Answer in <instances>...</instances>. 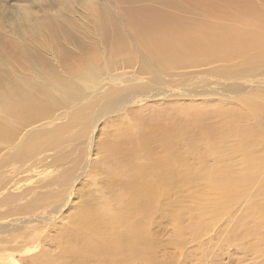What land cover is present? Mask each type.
Returning a JSON list of instances; mask_svg holds the SVG:
<instances>
[{
    "label": "bare ground",
    "instance_id": "bare-ground-1",
    "mask_svg": "<svg viewBox=\"0 0 264 264\" xmlns=\"http://www.w3.org/2000/svg\"><path fill=\"white\" fill-rule=\"evenodd\" d=\"M20 1L25 4L18 6L17 14L11 11L12 17L8 19L9 28L19 42L4 41L6 55L0 52V161L9 157L15 162L11 170L15 174L8 181L2 179L4 191L0 195L11 187L8 184L14 177L31 175L47 160L42 156L43 149L68 147L67 143L75 142L76 137L66 130L75 127L73 124L78 120L86 138L79 155L81 160L75 159L77 163L70 160L74 159L70 150L72 154L53 156L40 173L53 174L56 164L59 172L41 182L44 188L69 186L68 192L65 191L69 198L76 182L83 180L84 186L89 187V198L86 196L79 204L65 230L55 221L69 209L65 193L64 196L41 193L30 204L17 209L28 213L55 205L50 210L54 217L39 213L38 219L45 224L42 228L55 231L54 236L48 233L43 237L37 228L23 235L27 239L24 241L36 239L29 245L36 244L35 248L39 238L52 244L43 243L45 249L28 262L223 264V250L232 246L242 255L238 262L252 257V264H264V101H261L264 71L248 77L235 76L230 83L237 84L235 89L228 85L227 79L228 87L222 88L213 73L204 70L206 67L194 73L187 71L235 59L242 61L237 67L239 74L253 70L257 63L264 65V0H260L262 7L252 0L253 6L213 1L210 7L196 13L169 0H157L158 4L152 3L156 0H131V6L114 0L111 11L99 6L97 0ZM196 2V7H203V1ZM34 5L41 10L48 8L47 12L57 13L65 20L71 18L78 6L81 14L76 12L74 16L78 17L69 22L78 32L91 26L92 30L87 28L84 32L90 40L81 44L79 53L49 41L46 32L35 42L36 39H31L32 32H27L29 27L39 29L38 34L42 31L37 23L39 17L33 16ZM54 18L59 21L57 25L62 28L67 44H72L68 40L73 34L71 29L63 28L64 20ZM74 58L78 62L72 61ZM227 69L224 67L222 71L226 73ZM138 80L145 82L109 90L112 84ZM255 86L260 88L249 94L250 87ZM100 89L106 90L103 97L86 106L84 99H90ZM75 90L79 93H74ZM183 92L188 94L180 95ZM206 93H218L219 96L215 95L218 99L203 97L180 102L185 99L181 96L192 98ZM248 95L259 96L260 103L253 102L256 98L246 101ZM147 100L156 105L146 106ZM138 103L143 104L133 107ZM79 104L85 106L69 113L71 120L67 119L66 125H54L57 128L49 131L36 130L52 123L54 119L50 117L56 110L63 113ZM143 107L149 111L144 113ZM88 113H94L91 129ZM220 117L226 125L223 131L218 129ZM143 120L149 122L148 128ZM102 121L104 126L110 124L111 131L105 133L103 126H98ZM103 134L107 140L101 144L105 154L99 163L93 162L92 157L98 155L96 139ZM201 140H204L202 149H198ZM152 151L156 156H146ZM69 162L72 165L67 166ZM31 180V176L26 179ZM31 190L7 192L0 201L13 205ZM20 217L8 226L21 228L35 219ZM222 223H226L225 234L222 233L223 240L217 245L221 230L216 235L211 232ZM188 236L193 246L186 243ZM184 244L192 247L189 249L194 253L185 263L177 261L171 252ZM211 245L222 246L215 256L208 258ZM14 253L8 251L0 259L9 264H26L15 258Z\"/></svg>",
    "mask_w": 264,
    "mask_h": 264
},
{
    "label": "rangeland",
    "instance_id": "rangeland-1",
    "mask_svg": "<svg viewBox=\"0 0 264 264\" xmlns=\"http://www.w3.org/2000/svg\"><path fill=\"white\" fill-rule=\"evenodd\" d=\"M19 0H3V2L5 3V5H6V7H7V9H4L3 10V5H4V3L2 4V3H0V8L2 7V14L0 13V52H2L3 54H5L6 55V52L5 51H3L5 48L3 47V44H4V41H8V42H12V41H17V43L19 42L18 40H19V38L15 35V34H13L12 33V31H11V28H9L10 26L8 25V19L9 18H11L12 17V15H10L9 13L11 12V11H16V12H14V14H17V12L19 11V9H18V6H20V5H22V4H25V2H23V1H20V2H18ZM169 1H171L174 5H178V6H180L181 8H188V10L189 11H192V12H194V13H196V12H198V11H200V12H202V9H204V8H208V7H210V5L212 4V2L213 1H236V2H241L244 6H245V4H250V5H252L253 6V4L250 2V0H200V1H203L204 3H203V7L202 8H199V7H196L195 6V3H197L196 1L197 0H169ZM252 1H254V3H255V5L256 6H258V7H262V6H260V5H262L260 2V0H252ZM120 2H123V3H128V6H131V4L132 3H130V2H132L131 0H129V2H127L126 0H122V1H120ZM156 2V4H158L159 2L156 0V1H154V2H152V3H155ZM146 3H148V1L146 2ZM97 4L99 5V6H102V7H107L109 10L111 9H113L114 8V5H115V3H114V0L112 1V0H97ZM111 7V8H110ZM121 8L124 10L125 9V5H121ZM195 8H197V9H201V10H195ZM46 10H48V8L47 9H45V10H41L40 9V7L38 6V5H34L33 6V8H32V12H33V16H34V19H37L38 17H39V19H38V21H37V23H38V25H39V27L42 29V31H41V33H39L38 34V32H36V31H39V29H34L33 27L30 29V27H29V29H28V33H30V32H32V38L31 39H36L35 40V42L37 41V40H41L40 38L42 37V35L46 32V38H48V40L49 41H56V42H58V43H60L63 47H65V48H69L70 50H71V52L72 53H79V50L81 49V44L84 42H86V41H88V40H90L89 39V35H86L84 32H86L87 31V28L89 29V30H92V27L91 26H86V28L83 30L84 32H78L77 30H75L74 29V27H72V23H70L69 21L70 20H72L73 18L75 19V17H78V16H74V14H76V12L77 13H80L81 14V10L79 9V7L78 6H76L75 7V12L71 15V18H68V19H63V16H62V18H59V17H61L60 15H58L57 13H54V14H52V13H50V12H47ZM53 12H55L56 11V8H52L51 9ZM110 10V11H111ZM58 17L60 20H64L63 22L66 24V26L64 25L63 26V28H65V29H71V30H69V31H71L73 34L70 36V38H68V40L72 43V44H67V42H66V40H65V35H64V33H63V30H62V28L59 26V25H57V22H59L58 20L56 21V18H54V17ZM117 16V13H115V17ZM78 25H79V22L77 23ZM82 27V26H81ZM43 32V33H42ZM49 32V33H48ZM39 35V36H38ZM37 36V37H36ZM23 38L24 37H26V36H22ZM57 43V44H58ZM45 47V46H44ZM38 48V47H37ZM6 50V49H5ZM92 50L94 51V48H92ZM73 57H74V55H73ZM82 58V53L81 54H79V60ZM76 59L74 58V59H72V61H75ZM76 62H78L77 60L75 61V63ZM78 64V63H77ZM228 64V65H227ZM242 64V61H241V59H235V60H232V61H230V62H224V61H218V62H216V63H214V64H206V65H203V66H200V67H198V68H195V67H192V68H190V69H188L187 71H189V72H192V73H194V72H196V71H198V70H200V69H202L203 67L205 68H203L204 70H206L208 73H213V75H214V79L216 80L215 82H217V83H223L224 81H226V82H224L223 83V86L220 84V86L222 87V88H224V86L225 87H228V85L230 86L231 84V82H233L235 79H233L235 76H246V77H248V76H251V75H253V74H255V73H257V74H259V73H261V71H264V68H261V67H263L264 65H263V63L262 64H260V65H263V66H260L258 63L256 64V66H255V68L253 69V70H248V71H246L247 73H245V74H239L238 72H237V67H239L240 65ZM226 65V66H225ZM0 66H2L1 64H0ZM216 66V67H215ZM223 66V67H222ZM228 68L227 69V72L226 73H224L223 71H222V68ZM195 68V69H194ZM256 69L259 71H257L256 72ZM254 71V72H253ZM252 73V74H251ZM194 75H197V74H194ZM229 76V77H228ZM220 79H222V80H220ZM229 81V84L227 83V80ZM229 79H231V80H229ZM233 79V80H232ZM220 81H222V82H220ZM131 81H126L125 83H121V84H112V86H111V89H109V90H116L117 88H119V87H121V85H123L122 87H124V86H126L127 85V83H128V85H134V86H136L137 84H139V83H142V82H145V80H142V82H141V80H138V81H135V82H131ZM228 85H227V84ZM126 84V85H125ZM233 85H231V87L232 88H236L237 87V84L236 83H232ZM227 85V86H226ZM236 85V86H235ZM108 86V85H107ZM106 86V87H107ZM251 88H253V89H251ZM254 88H256V89H254ZM258 88H260L259 86H255V87H250V90L249 91H252V92H249V94H252L255 90H257ZM264 87L262 86V89H263ZM178 92V91H177ZM74 93H79V92H77L76 90L74 91ZM106 93V90H104V89H100V90H98V91H96L92 96H90V99L87 97V98H85L84 99V104L87 106L88 105V102H90V101H95L97 98H102L103 97V95ZM185 92H183V93H180V95H185L186 96V94H188L187 92L184 94ZM210 94V95H209ZM218 93H216V94H212V93H206V94H204V95H202V96H197V97H192L191 98V96H189V95H187L188 97H183V96H181V98H185V99H181L180 100V102H184V103H188V102H190V101H192V99H197V98H203L204 97V99H213V98H217L218 99V97H216V96H219V95H217ZM213 95V96H212ZM216 95V96H215ZM252 96V97H251ZM263 95H261L260 97H262ZM85 97V96H84ZM190 97V98H189ZM248 97V99L246 98V101H249V100H254V98H256V96L255 95H248L247 96ZM92 98V99H91ZM94 98V99H93ZM189 98V99H188ZM88 99V100H87ZM257 100H259V96H257V98L253 101V102H257ZM261 101H264V96H263V99H261ZM149 103V104H148ZM257 103H260V101H258ZM139 104H143V103H138V104H136V105H134L133 107H136L137 108V106H139ZM145 104H147L146 106H151V105H156V103L155 102H153V103H150V101L149 100H147L146 102H145ZM194 104V103H193ZM230 104V103H229ZM85 105H83V106H85ZM195 105V104H194ZM78 107H76V105H75V107H72L69 111H68V109L65 111V112H63L62 113V111H58V110H56L54 113H53V115L50 117V120H52V119H54L53 121H51L52 123H47V125H44V126H41V127H38L36 130L37 131H49V130H51V129H53V128H57V127H55L56 125L57 126H61V125H66L67 123H69V121L71 120V115L69 114V113H71L73 110L75 111L76 109H79V107L80 108H82L83 106H82V104H79V105H77ZM75 108V109H74ZM144 113H147L149 110L148 109H146L145 107H143L142 109H141ZM73 111V112H74ZM84 111H85V109H84ZM90 111V110H89ZM256 111V110H255ZM72 112V113H73ZM55 113H56V115H55ZM76 113V112H75ZM64 114V115H63ZM88 115H89V129H91L92 127H93V120H94V118H93V115H94V113L92 114V113H88ZM151 115V113H149L147 116H146V119L149 117ZM61 116V118L60 119H55V118H58V117H60ZM73 116V115H72ZM80 119H81V117H79ZM111 117H109V119H110ZM69 121H68V120ZM213 120H215V119H213ZM59 121V122H58ZM79 121V120H78ZM78 121H76L73 125H75V127H71V128H69V129H67L66 131H68L67 132V134L68 133H70L71 132V135H73L74 137H76V140H75V142H69V143H67L68 144V147L66 146H61V147H54L53 149H51V150H48L47 148V150L46 149H43L44 151L42 152V153H44V154H42V156L43 157H47V160H45L44 162H42V163H40L39 164V166L37 167V170L36 171H34L33 173H29V174H31V175H25V176H23V175H18V176H16V177H14V181L12 180L11 182H9V186H11L10 188H7L8 190L5 192V193H1V195H0V197H2V198H4L5 197V194H7V192L8 193H20V192H23L24 190H26L27 188H32V190L29 192V193H27V194H24V196L23 197H21L22 198V201H21V199H20V197H19V199H17L14 203H13V205H8V203H6V202H3V203H1V201H2V199H1V201H0V256L1 255H4V254H6L8 251L9 252H11V253H13V252H15L14 254H13V256L15 257V258H17V259H23L24 261H26L25 263L26 264H31V262H28L29 260L28 259H31L34 255H37V254H39V253H41V251L43 250V249H45V245L43 244V243H45V244H47V246L48 245H52L51 244V242L50 241H48V242H45V241H43V239L42 238H39L40 239V243H37V247L35 248V245H33V246H29V245H31L32 243H34L35 242V240L36 239H33V240H28V241H26L27 239L25 238V236H23V235H25V233L26 232H30V231H33V232H35L36 231V228L37 229H40L41 231H40V234H41V236H43L44 237V234H50V233H52L51 235H53L54 236V230L52 229H50L49 227H48V230H47V228H42L43 226H45V224L44 223H42L41 222V220L40 221H38V219H39V217H40V214L42 215H48V217L50 216V217H54V213L52 212L51 213V211L55 208L54 206V204H53V206L52 205H48V206H46L45 205V207L44 208H42V207H40V208H38L36 211H34V212H28V213H20V211H18L17 209L19 208H21V207H24V206H26V205H28V204H30L31 202H32V200L34 199V198H36V197H38L41 193L43 194V193H47V194H57L58 193V195L59 196H64V194L63 193H65V191H66V193L68 192V189H69V186H65V187H63V186H56V187H54L53 185L52 186H48V187H43L42 186V182L41 181H45V180H47L49 177H53V176H55L58 172H59V167L57 168V164L56 165H54L55 166V168H56V172H54L53 174H41L42 172H43V168L44 169H46L47 168V163L49 162V161H51L52 160V158H53V156H57V154H63V153H73V156H74V159H70V160H72V161H74L75 159H79L80 158V156H81V151H83V147H84V142L86 141V138H84V133H83V129H82V126L81 125H78ZM220 126L218 127V129H220L221 131H223V130H225L226 129V125L223 123V120H222V118L220 117ZM101 122V121H100ZM77 123V124H76ZM149 122H146L145 120H143V124L148 128L149 126H150V124H148ZM50 124V125H49ZM104 124H105V121H102V123H100V124H98V126L101 128L102 126H103V128H104V132L105 133H108V131H111V127H110V124H108V126H104ZM55 125V126H54ZM89 132H90V130H89ZM100 132H98V134H99ZM97 134V135H98ZM150 136H152V134L150 135ZM108 139V138H107ZM209 139H211V138H209ZM97 140L99 141V144L97 145ZM204 140H201L200 141V143H199V147H198V149H202L201 148V144H202V142H203ZM106 142H107V140H106V138H105V136H104V134L101 136H99L97 139H96V145H95V150H96V152H98V155L97 156H93L92 158V161L93 162H95V161H98V163H99V161L101 160V158L104 156V152L102 151V148H101V144H106ZM71 144V145H70ZM66 145V144H65ZM73 145V146H72ZM72 146V147H71ZM64 149H63V148ZM57 150H56V149ZM59 148V149H58ZM66 148V149H65ZM68 148V149H67ZM73 148H75V149H73ZM46 150V151H45ZM63 150V151H62ZM71 152H70V151ZM223 150L225 151V147L223 148ZM58 151V152H57ZM64 151H66V152H64ZM74 151V152H73ZM229 152H231L230 150H228ZM61 152V153H60ZM54 153V154H53ZM71 153V154H72ZM47 154V155H46ZM150 154L151 155H153V156H156L155 154H153V151L151 152V153H149L148 154V152H147V155L146 156H150ZM80 155V156H79ZM52 156V157H51ZM51 157V158H50ZM3 159V161H0V183H3L2 182V179H4V180H10V179H12V177H13V175L15 174L14 172L12 173V169H14V167H15V162L14 161H10V159H9V157H4V158H2ZM9 159V160H8ZM79 160H81V159H79ZM218 160H219V163H221L220 162V159L218 158ZM7 161V164H9V165H7L5 162ZM143 161H145V159H143ZM11 162H13V163H11ZM75 163H77V161H74ZM4 164V165H3ZM83 164V163H82ZM12 165V166H11ZM70 165H72V162H69V164H67V166H70ZM10 166V167H9ZM64 166H66V164L64 165ZM64 166H61V168L62 167H64ZM7 167H9L8 169H7ZM51 168H54L53 167V165L51 166ZM41 169H42V172L40 173V171H41ZM11 171V172H10ZM58 171V172H57ZM8 173V174H7ZM37 174H39L38 176H37ZM46 175H48V176H46ZM5 176V177H4ZM28 176H31L32 177V180L30 181V182H28V181H26V179H27V177ZM45 176V177H44ZM6 177H7V179H6ZM43 177V178H42ZM47 178V179H46ZM18 179V180H17ZM45 179V180H44ZM20 180V181H19ZM38 181V182H37ZM17 182V183H16ZM21 183V184H20ZM28 183H30V184H28ZM33 183V184H32ZM19 184V185H18ZM26 184V185H25ZM38 184H40V185H38ZM86 184V182L85 181H83V180H81V181H78V182H76L75 184H74V187H73V195H70V198H69V195H67L66 193H65V197H68V200H69V203L67 202V204L69 205V209L67 210V209H65V212L63 211V212H61L60 213V220L58 221V217L55 219V221L57 222V226L59 227H64V230H65V228L69 225V221L71 222V218L73 217V215H74V212H75V210L79 207V204L82 202H84L85 201V198H86V196L89 198V187L88 186H84ZM30 185V186H29ZM16 186V187H15ZM19 187H22V188H19ZM11 188H13V189H11ZM52 188L54 189V190H52ZM17 189V190H16ZM42 189H43V191H42ZM50 189V190H49ZM35 190H37V192L35 191ZM1 191H4L3 189H1V184H0V192ZM61 191V192H60ZM81 192H83L81 195H80V193ZM41 194V195H42ZM29 197V198H28ZM25 198H26V200H25ZM7 204V205H6ZM245 205H247V203L245 204ZM244 205V206H245ZM70 208H71V210H70ZM42 209V210H41ZM49 209V210H48ZM52 209V210H51ZM16 210V211H15ZM51 210V211H50ZM70 210V215L69 216H67V213H68V211ZM7 211V212H6ZM49 211H50V213H49ZM9 212V213H8ZM8 213V214H7ZM40 213V214H39ZM7 214V215H6ZM38 214V216L37 217H35V215H37ZM13 216V217H12ZM19 216H21L20 218H31L32 219V217L34 216L35 217V219H33L32 221H30V222H28L27 224H24L21 228H19V227H17L16 225H13L12 227L10 226H8V223H11V221L13 220L14 221V219H19ZM23 216V217H22ZM32 216V217H31ZM33 217V218H34ZM65 217V218H64ZM37 220L38 222H35V221ZM42 223V224H41ZM224 224V225H223ZM47 225L49 226V224L47 223ZM225 226H226V223H222L220 226H217V225H215V227L213 228V230H212V232H211V234L212 235H216V232H218L219 230H221V237L219 238V237H217V240H216V243H217V245L220 243V240H223V235H222V233H224V230H225ZM28 227V228H27ZM30 227H31V229H30ZM35 227V228H34ZM21 229L20 231H19V229ZM214 229H216V230H214ZM2 231V232H1ZM22 231V232H21ZM47 231H49V232H47ZM54 231V232H53ZM24 232V233H23ZM15 233H17V234H15ZM21 233V234H20ZM43 234V235H42ZM225 234V233H224ZM16 236V237H15ZM22 237V238H21ZM4 238V239H3ZM164 238H166V236H164ZM189 236H188V241L186 242V243H189V245L190 246H193V244L191 243V241H192V239L191 240H189ZM24 239H26L25 241H24ZM39 239H38V242H39ZM42 239V240H41ZM214 239H215V236H214ZM15 240H17V241H15ZM17 242V243H16ZM6 243V244H5ZM24 243H25V245H24ZM30 243V244H29ZM22 244V245H21ZM192 244V245H191ZM24 245V246H23ZM185 245V246H184ZM183 246H176L174 249H172L171 250V252H173L174 254H175V256H176V260L177 261H179V262H183V263H185V262H187L188 260H189V257H191L190 255L192 254V256H194V253H193V250H190L189 248H188V244H184ZM217 245H211V252H209V255H208V258H211V257H213V256H215L216 254V252L218 251V250H220V246H222V245H219V246H217ZM19 246V247H18ZM213 246V247H212ZM8 247H9V249H8ZM11 247L13 248H15V247H18V248H20V249H18V250H13V251H11L12 249H11ZM24 247V248H23ZM187 247V248H186ZM53 248V247H52ZM230 248V249H229ZM226 247L225 246V250H223L224 251V253H225V257H224V259H223V264H252V262L254 261V259L251 257V259L249 258V259H247V258H244V259H242V260H240L241 261V263L240 262H238V260H239V258H242L241 256L242 255H239L238 254V252H236V250L235 249H233V247L231 246V247ZM235 248V247H234ZM4 251H3V250ZM11 249V250H10ZM23 249V250H22ZM175 249H177L178 250V253H177V251H175ZM182 249V250H181ZM229 249V250H228ZM8 250V251H7ZM51 250V249H50ZM234 250V251H233ZM17 252V253H16ZM189 252H192V253H189ZM234 252V253H233ZM29 253V254H28ZM235 253H237V254H235ZM26 254V255H25ZM181 254V255H180ZM185 254H187V255H185ZM18 256V257H17ZM4 258V257H3ZM180 258V259H179ZM236 258V259H235ZM188 259V260H187ZM1 260V259H0ZM209 260V259H208ZM22 261V260H21ZM252 261V262H251ZM23 262V261H22ZM10 262L9 261H7L6 260V262L4 261V260H1L0 261V264H9ZM24 263V262H23ZM203 263V262H202ZM202 263H197V264H202ZM175 264H177V262L175 263Z\"/></svg>",
    "mask_w": 264,
    "mask_h": 264
}]
</instances>
